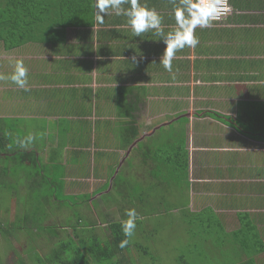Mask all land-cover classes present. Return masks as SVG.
<instances>
[{"label": "crops", "instance_id": "obj_1", "mask_svg": "<svg viewBox=\"0 0 264 264\" xmlns=\"http://www.w3.org/2000/svg\"><path fill=\"white\" fill-rule=\"evenodd\" d=\"M93 1V13L85 14L86 25L71 26L58 39L41 38L22 45L28 46L22 54L24 59L18 60L37 68L36 72L27 73L34 75L35 80L44 75L41 86H30L44 90L43 104L36 105V99L25 96L29 109L21 117H0V126H4L8 135L34 134L39 119L43 120H39L41 125L50 128L45 133L53 143L42 153L35 146V140H27L26 136L20 137L15 144L22 151L35 153V162L26 159L29 166L40 164L46 157L44 164L49 166L59 164L57 159L66 160L67 166H77L76 150L88 152L86 157L92 159L89 165L95 166L96 159H100L96 156L98 150L106 145L117 146L118 159L114 164L107 161L112 160V152L109 159L101 157V160L106 159L104 163L108 166L117 165L119 175L135 173L137 180H150L156 168L157 158L153 155L161 150L167 152L169 147L173 149L176 145L175 159L188 166L183 173L191 184L192 201L195 198L205 201L198 207L190 205L189 210L200 215L205 228L216 227L223 231L221 250L216 238L220 233L213 236L203 233L199 255L207 259L214 255L212 262L225 264H264V2L231 0L233 14L220 23L198 26L195 35L199 43L194 48L185 46L177 50L172 60L173 72L169 73L160 64L166 44L155 34L156 30L141 36L134 34L128 17L123 15L130 4L122 5L119 16L109 9L103 23H98L96 0ZM187 2L139 0L141 5L159 14L161 31L165 34L176 30L174 9L182 8ZM76 74L82 75L80 82L77 78L78 84H75ZM29 83L37 82L29 78ZM7 85L8 80L4 86ZM27 94H31L30 90ZM67 94L73 98L75 106L80 107L76 116L88 114L92 127L86 137L87 145L78 148L74 144L76 149L73 148L72 153H69L68 144L62 145L54 138L64 133L62 116L73 113L64 111L70 98ZM86 96H93L92 100L99 98L98 102L112 111L114 118H110L109 111L110 120L107 118L115 124L112 133L101 129L116 136V141L111 140L114 136L106 141L102 131L96 137L94 128L102 120L93 119V107L88 104L91 98ZM175 101L178 102L176 106ZM12 119H22V132L15 131L19 125L13 124ZM216 124L223 126L218 128ZM179 128L183 137L177 143L172 133ZM162 131L172 138H163L164 141L157 145L158 134ZM222 142L227 144L220 145ZM143 143L149 152L144 160L146 171L136 166ZM97 144L106 145L97 147ZM170 159L171 154L164 158ZM70 160L76 163L71 164ZM130 162L135 164L133 168H127L132 166ZM212 166L220 171H210ZM90 173L95 175L93 170ZM75 176L68 179L71 188L81 184L82 178ZM222 194L235 197V202L230 205L220 202L217 198ZM141 200L145 202L146 199L141 197ZM138 205L141 206L139 202ZM251 228H257L260 234L255 236ZM211 240L218 247L210 250L206 245Z\"/></svg>", "mask_w": 264, "mask_h": 264}, {"label": "rangeland", "instance_id": "obj_2", "mask_svg": "<svg viewBox=\"0 0 264 264\" xmlns=\"http://www.w3.org/2000/svg\"><path fill=\"white\" fill-rule=\"evenodd\" d=\"M26 46L28 45L6 50L3 43L0 42V74L7 76L14 71L15 62L19 58H23L22 54L26 51ZM24 65L27 72H36L37 70L34 66L29 67L27 63ZM28 75L27 73V87L30 89V95L27 94L28 91L17 87L10 80H8L7 86H4L6 80H0V117H21L30 107V104L26 103L28 98L25 96L36 99V105L43 104L44 90L31 89L30 86H41L44 75L42 79L38 80H35L37 78L34 75ZM74 77L75 84H78L77 78L80 82L82 75L76 74ZM29 78L37 83L31 85ZM71 89L74 90V88ZM107 96L110 95L107 94ZM68 97L70 96L67 94ZM86 98H91L88 104L93 107V119L102 120L94 128L96 137L100 136L101 128H106L107 132L112 133V127L115 126L112 121H109L113 117L112 111L107 110L102 102H98L99 98L93 100V96H86ZM74 103L73 98L70 97L67 99L66 106L64 103L60 104L65 106L64 111H73V113L67 117L62 116L61 130L64 133L54 136L61 141L62 145L68 144L70 146L71 151L69 153L74 152L75 145L78 148L87 145L86 137H89L88 132L92 128L88 114L81 117L76 116L80 107L75 106ZM177 104L178 102L175 101L174 106ZM108 111L111 114L110 118ZM117 111L119 112V110ZM61 113L65 114V112L60 111ZM82 117L84 119H80ZM26 119L29 120V118ZM39 120H36L39 127L34 129V134H9L15 148L14 151H22L19 149V145L16 146L15 144L19 143V138L23 136H26L27 140L34 139L35 146L41 153L52 145V138L45 133L50 128L47 129L45 124L41 125ZM21 121L22 119L11 120L13 124L19 125L15 128L16 132L23 130ZM222 126L220 124L215 125L218 128ZM0 127L4 128V126ZM107 132L102 131L106 141L109 137L114 136ZM174 134L172 133V136L175 137L177 143H180V139L183 137L182 129L175 130ZM172 136L171 134L167 135L164 131L159 132L157 145L164 141L163 138H172ZM111 140L116 141V136L111 137ZM224 144L227 143L222 142L220 145ZM104 145L106 144H97L96 146ZM106 146L97 151L96 156L100 159H96L95 166L89 165L90 162L92 163V159L86 157L88 152L80 150L75 151L74 160H78L76 161L77 166H67L66 160L62 159H57L59 164L54 165V167L49 166L44 164L47 162V157L42 159L43 155H41L40 164L30 166L26 164L28 162L26 159L18 160L11 156L8 158L3 155L0 156V224L14 229L9 235L0 231V252L2 254L0 262L2 264H14L19 257L30 262L31 259L28 256L33 252L46 257L53 247L63 241H68L69 238L73 239L74 244H79L80 240L83 239L85 248L90 243L92 245L98 243L99 240L102 241L101 245H103L110 236V222L121 223L127 220L128 217L125 215L127 209H135L137 218L134 234L129 237V244L124 248L123 254L120 255L126 259V264H201L198 250L201 245L200 240L204 241L203 233L206 236L220 233L221 236L216 237L219 240V247L212 240L206 247L210 250L217 247L219 250L222 249L223 231L217 230L216 227L207 230L202 229L200 215L189 210L190 205L198 207L200 203H205V201L196 198L192 201L191 184L188 178H185L183 168L180 167L181 160L175 159L177 150L169 147L167 152L161 150L157 154L155 153L153 156L157 158L156 162L154 161L156 168L150 174V180L141 179V181L136 179L135 173H120L119 175L117 165L108 166L105 164L106 159L101 160V157L109 159L110 152L113 153V158L111 161H107L114 164L115 160L118 159L117 146L111 148L109 145ZM145 147L144 143L140 147L141 157L137 159L136 166L146 171L144 160L149 152ZM170 154L171 159L169 161L164 160ZM177 157L179 158V156ZM70 162L71 164L76 163L71 160ZM130 163L132 166L127 168H133L134 163ZM91 170L94 171L93 174L95 175H91ZM210 171H220V168L212 166ZM63 173L64 175H61ZM75 175L82 178L81 184L77 188H71L68 179L76 177ZM46 182L48 183L45 187L44 183ZM40 183L41 186H39ZM135 186L139 187L136 192L134 191ZM142 191H146L144 196L141 194ZM46 196L51 199L43 205L41 199ZM141 196L146 199L145 202L141 200ZM217 199L220 202L228 203V205L235 202V197L231 195L225 197V194H222ZM138 202L141 206L138 205ZM69 254L68 251L67 255ZM86 254L88 264H114L113 262L118 259L117 257L113 260L105 259L106 261L96 262L94 261L95 258L93 259L91 255ZM214 257V255L211 256L204 264H211Z\"/></svg>", "mask_w": 264, "mask_h": 264}, {"label": "trees", "instance_id": "obj_3", "mask_svg": "<svg viewBox=\"0 0 264 264\" xmlns=\"http://www.w3.org/2000/svg\"><path fill=\"white\" fill-rule=\"evenodd\" d=\"M262 1L264 2V0ZM93 11V0H0V42L3 43L6 50H11L36 39L42 38L49 41L58 39V37H62L61 35L67 33L71 26L86 25L85 14L93 13ZM230 16L222 21H225ZM222 21H210V23L214 24ZM209 31L211 33L213 29L211 28ZM205 40H208V38ZM210 112L212 111H208V113ZM217 116L222 117L220 114ZM14 149L12 139L7 134L6 129L0 127V156L3 155L6 158L11 156L18 160L32 159L35 162L36 158L33 151L28 153L27 151H14ZM183 162H180V167L185 171L188 166H186V162L184 164ZM61 175H64V173ZM113 181L115 182V179ZM47 183H44L45 187ZM71 184L75 185L76 182ZM39 186H41V183ZM138 190L139 187L135 186L134 191ZM141 194L144 196L146 191H142ZM50 199L49 196L43 197L41 204H47ZM205 225H201L202 229L207 230L208 226L205 228ZM109 229L110 236L103 245H101L102 241L99 240L98 243L94 245L90 243L85 248L83 239L80 240L82 243L74 244L73 239L69 238L68 241H63L53 247L46 257L39 256L38 253L33 252L28 256L31 259L30 262L19 257L14 264H88L86 253L91 255L93 259L95 258L96 260L94 261L96 262L106 261L105 259L113 260L118 257L117 261L113 262L114 264H126V259L120 257V255L123 254L124 248L129 242L123 248L120 247V243L125 239L129 241L130 238L125 237L119 222H110ZM0 231L5 235H9L14 229L0 224ZM251 232L255 236L260 234L257 228H251ZM68 251L70 252L69 255H67ZM1 255L0 252V261L2 259ZM200 258L201 264L207 261L206 256H200ZM0 264L2 263L0 262ZM211 264H225V262L213 261Z\"/></svg>", "mask_w": 264, "mask_h": 264}, {"label": "clouds", "instance_id": "obj_4", "mask_svg": "<svg viewBox=\"0 0 264 264\" xmlns=\"http://www.w3.org/2000/svg\"><path fill=\"white\" fill-rule=\"evenodd\" d=\"M126 3L130 4V8L123 15L128 17V23L134 34L141 36V34L149 32V30H156L155 34L160 36L166 44L160 64L169 73L173 72L172 60L174 53L185 46L194 48L199 43L195 35V29L198 26L207 27L210 21L219 16L222 11L221 0H188L182 8L174 9L177 24L176 30L165 34L161 31L159 14L155 9H149L146 5H141L139 0H96L97 22L103 23V18L108 14L109 9L115 10L118 16L122 15L120 9ZM232 14L233 7L232 13L228 16ZM173 79H175L174 75ZM0 80H10L17 87L25 91L30 90L27 87V69L22 60L15 62L14 71L10 75L0 74ZM125 215L128 219L121 222L122 231L125 237H132L136 228L137 213L135 209H127ZM128 242V239L121 241L120 247H125Z\"/></svg>", "mask_w": 264, "mask_h": 264}, {"label": "built area", "instance_id": "obj_5", "mask_svg": "<svg viewBox=\"0 0 264 264\" xmlns=\"http://www.w3.org/2000/svg\"><path fill=\"white\" fill-rule=\"evenodd\" d=\"M221 14L211 21H222L229 14L232 13V6L230 0H221Z\"/></svg>", "mask_w": 264, "mask_h": 264}]
</instances>
